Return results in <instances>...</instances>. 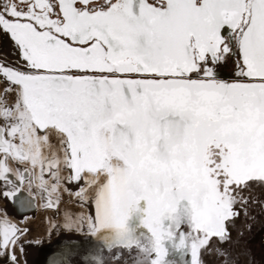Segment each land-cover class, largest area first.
Instances as JSON below:
<instances>
[{"label": "snow or ice", "instance_id": "snow-or-ice-1", "mask_svg": "<svg viewBox=\"0 0 264 264\" xmlns=\"http://www.w3.org/2000/svg\"><path fill=\"white\" fill-rule=\"evenodd\" d=\"M0 35V198L78 204L62 229L93 239L88 264H241L232 228L264 210V0H0ZM27 232L0 208V258Z\"/></svg>", "mask_w": 264, "mask_h": 264}, {"label": "rangeland", "instance_id": "rangeland-1", "mask_svg": "<svg viewBox=\"0 0 264 264\" xmlns=\"http://www.w3.org/2000/svg\"><path fill=\"white\" fill-rule=\"evenodd\" d=\"M3 88L4 85L0 83V96L4 95ZM5 100H10V97H5ZM37 203H39V201ZM0 208L6 209L9 218L14 222L28 229V232L21 240L23 244V253H21L19 245H17L15 249V255L17 256L19 264H26L25 253L28 250V244L30 245L35 241H39L43 236L47 235L53 224L62 226L64 209H71L73 213L80 210L78 204L65 200L60 205L59 212L52 209H44L39 206L18 211L11 201L3 198H0ZM25 217H27V219H25ZM21 221H23V224H21ZM42 240V243L40 242L37 246V251L32 258L34 264H48L51 256L68 245H72L80 252L85 253L84 255L77 256L74 260V264H88L89 257L86 253L94 246L93 239L87 235L67 233L64 230H60ZM257 248L261 247L257 245ZM0 264H10L6 255L0 258Z\"/></svg>", "mask_w": 264, "mask_h": 264}, {"label": "flooded vegetation", "instance_id": "flooded-vegetation-1", "mask_svg": "<svg viewBox=\"0 0 264 264\" xmlns=\"http://www.w3.org/2000/svg\"><path fill=\"white\" fill-rule=\"evenodd\" d=\"M231 69V64L221 67L219 69L220 78L230 79L232 76ZM254 196L261 203H264V192L259 188L255 190ZM250 216L251 219H246L242 215L236 221L235 226L232 228L234 243L229 245V248L234 253L238 251L246 252V255L241 257V264H264V210L258 205L253 206ZM240 233L243 235L241 236ZM42 239L43 237L35 242L40 244L43 241ZM257 245L261 248H257Z\"/></svg>", "mask_w": 264, "mask_h": 264}, {"label": "bare ground", "instance_id": "bare-ground-1", "mask_svg": "<svg viewBox=\"0 0 264 264\" xmlns=\"http://www.w3.org/2000/svg\"><path fill=\"white\" fill-rule=\"evenodd\" d=\"M0 55L5 56L11 60L15 59V50L13 49L12 43L7 36L0 35ZM60 230H63L62 226L56 225V228L54 229L51 228V235L59 232ZM48 236H50L49 233L43 236V239L47 238ZM38 245H39L38 242H34V243H31L30 245L29 244L27 245L28 250L25 253L26 264H33L32 258L34 257L36 253V248Z\"/></svg>", "mask_w": 264, "mask_h": 264}]
</instances>
